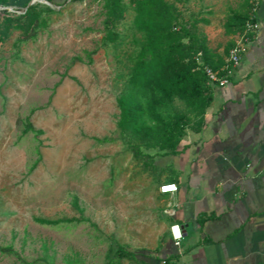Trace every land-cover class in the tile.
<instances>
[{"label":"rangeland","instance_id":"374dc122","mask_svg":"<svg viewBox=\"0 0 264 264\" xmlns=\"http://www.w3.org/2000/svg\"><path fill=\"white\" fill-rule=\"evenodd\" d=\"M105 1H36L38 11H53L42 14L46 26L29 35L11 30L0 42V247L17 255H0V264H107L117 246L151 251L160 232L153 206L142 204L154 191L141 185L152 158L137 160L118 128L117 99L141 37L130 10L117 29L121 44L105 43ZM205 3L193 0L184 14L206 18L212 9L213 27L199 30L210 31L208 45L219 50L222 23L243 0ZM22 4L0 14L20 17Z\"/></svg>","mask_w":264,"mask_h":264},{"label":"crops","instance_id":"0c3cea01","mask_svg":"<svg viewBox=\"0 0 264 264\" xmlns=\"http://www.w3.org/2000/svg\"><path fill=\"white\" fill-rule=\"evenodd\" d=\"M192 1L173 5L186 20L211 28L212 9L206 18L184 14ZM253 5L259 31L243 45L230 83L212 87L213 102L200 132L188 130L176 154L149 155L153 165L141 185L153 184L154 191L142 204L151 203L160 227L153 249L141 253L150 264H264V0ZM229 14L222 23L225 45L219 50L209 45L213 53L222 55L226 46L239 42L225 34ZM201 33L210 40V31ZM167 184L178 192L162 195L159 189ZM173 224L184 230L179 249L170 237Z\"/></svg>","mask_w":264,"mask_h":264},{"label":"trees","instance_id":"16d2710c","mask_svg":"<svg viewBox=\"0 0 264 264\" xmlns=\"http://www.w3.org/2000/svg\"><path fill=\"white\" fill-rule=\"evenodd\" d=\"M32 1L0 0L1 8L20 2L25 7L20 17H10L7 11L0 14V42L6 40L11 30L29 35L46 26L42 14L52 13V9L38 11L37 6H29ZM42 1L56 5L59 0ZM254 1L244 0L240 10L230 12L224 25L227 36L239 38L246 23L255 20ZM130 10L132 29L141 40L131 61L125 88L117 99L118 128L131 139L130 149L137 160L152 158L144 155L143 150L176 154L188 130L200 132L206 111L212 105L213 89L208 84L206 68L220 73L226 65L224 58L234 46H226L222 55L213 53L199 30L200 21L186 20L183 12L166 0H106L105 43L121 44L117 29ZM176 102L184 105L185 112L175 107ZM72 222L38 220L45 226ZM8 254L16 255L11 247H0V255ZM115 258L150 264L147 256L120 246L111 251L107 264H115Z\"/></svg>","mask_w":264,"mask_h":264},{"label":"built area","instance_id":"2783aa9c","mask_svg":"<svg viewBox=\"0 0 264 264\" xmlns=\"http://www.w3.org/2000/svg\"><path fill=\"white\" fill-rule=\"evenodd\" d=\"M259 24L253 19L246 23L243 34L239 37V42L229 51L226 65L220 73L213 72L210 68H206L205 72L208 84L211 87L224 88L234 75L235 70L240 66L243 53V45L247 43L251 37L259 31ZM159 192L162 195L175 194L178 187L173 184H167L160 187ZM170 237L176 248H181L184 241V230L178 224L170 227Z\"/></svg>","mask_w":264,"mask_h":264},{"label":"water","instance_id":"95a60500","mask_svg":"<svg viewBox=\"0 0 264 264\" xmlns=\"http://www.w3.org/2000/svg\"><path fill=\"white\" fill-rule=\"evenodd\" d=\"M36 1H39V0H33L29 6H32ZM45 3H46L47 5H49V6H51V4H49L48 2H45Z\"/></svg>","mask_w":264,"mask_h":264}]
</instances>
